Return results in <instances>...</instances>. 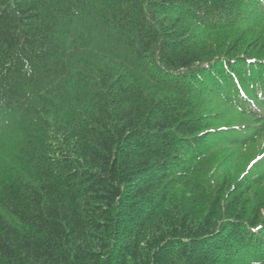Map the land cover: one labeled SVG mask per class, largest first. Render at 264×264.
<instances>
[{"label":"trees","instance_id":"obj_1","mask_svg":"<svg viewBox=\"0 0 264 264\" xmlns=\"http://www.w3.org/2000/svg\"><path fill=\"white\" fill-rule=\"evenodd\" d=\"M0 264H264V0H0Z\"/></svg>","mask_w":264,"mask_h":264}]
</instances>
